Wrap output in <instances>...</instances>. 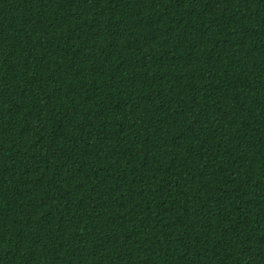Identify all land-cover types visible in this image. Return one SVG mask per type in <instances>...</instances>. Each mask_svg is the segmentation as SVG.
I'll list each match as a JSON object with an SVG mask.
<instances>
[{
  "label": "trees",
  "instance_id": "obj_1",
  "mask_svg": "<svg viewBox=\"0 0 264 264\" xmlns=\"http://www.w3.org/2000/svg\"><path fill=\"white\" fill-rule=\"evenodd\" d=\"M0 264H264V0H0Z\"/></svg>",
  "mask_w": 264,
  "mask_h": 264
}]
</instances>
